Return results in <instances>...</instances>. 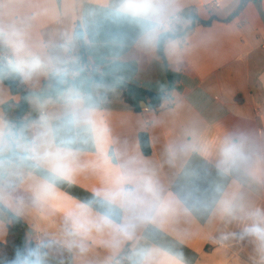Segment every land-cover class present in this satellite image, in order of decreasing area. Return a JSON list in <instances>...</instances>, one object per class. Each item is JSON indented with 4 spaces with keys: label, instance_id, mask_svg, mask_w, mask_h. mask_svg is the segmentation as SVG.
<instances>
[{
    "label": "crops",
    "instance_id": "1",
    "mask_svg": "<svg viewBox=\"0 0 264 264\" xmlns=\"http://www.w3.org/2000/svg\"><path fill=\"white\" fill-rule=\"evenodd\" d=\"M213 1H218L220 7L214 8ZM4 2L0 0V5ZM7 2L13 4L17 18L27 22L28 40L37 52L46 51L42 45L75 24L82 41L79 72L87 73V69L93 68L92 72L134 82L153 93L168 87L167 70L175 77L171 103H161L157 108L135 111L122 100L119 90L107 92L94 114V129L87 133L84 143L75 146L79 155L71 180L58 181L54 197L41 207L32 206L29 199L20 219L27 225L33 244L53 237L62 239L66 215L80 203H87L93 212L103 214L102 207L93 202V192L112 179L105 158L115 164L117 153L127 152L138 154L148 163L165 200L182 203L173 202L167 213L138 231L135 241L125 242L121 264H144L149 253L148 264H172V258L178 255L184 264H264L251 238L237 236L220 241L222 233H239L242 225L221 218L215 211L217 201L226 192L264 208V158L258 180L236 174L219 177L215 169L216 141L229 133L248 132L264 150V0L247 2L230 20L226 19L240 0H179L181 17L188 23L179 26L180 44L176 55H169L164 43L165 61L157 53V46L152 52L136 46L138 37L131 26L98 12L90 19L94 35L87 36V41L95 39V44L88 46L76 16L80 10L98 8L107 0ZM187 11L210 23L195 24L185 30L190 25L183 17ZM120 47H124V53L118 55ZM7 55H11L10 49L0 43V56ZM9 78L18 80L26 90L37 92L47 77L27 83L19 77ZM96 85L99 84L93 86ZM99 86L103 91L105 87ZM19 100L20 96L12 94L0 80V119L13 124L12 113L6 115L3 105ZM44 100L51 102L49 111L55 110L53 104L57 100ZM38 117L39 112L28 101V111L21 124ZM192 132L207 149V158L192 154L179 158L174 166L169 165L166 147L173 142L191 140L189 133ZM140 133L148 136L151 149L148 156L140 149ZM36 175L43 176L44 170ZM192 190H196L207 207L186 212L183 208L191 206L190 200L185 202L186 194ZM22 191L30 198V193ZM114 222L119 223L120 217H115ZM7 231L5 222L0 243L5 242ZM110 239L108 230L93 232L85 254L68 252L58 243L48 250L47 264H106L111 255L106 241ZM133 251V256L126 255Z\"/></svg>",
    "mask_w": 264,
    "mask_h": 264
},
{
    "label": "clouds",
    "instance_id": "2",
    "mask_svg": "<svg viewBox=\"0 0 264 264\" xmlns=\"http://www.w3.org/2000/svg\"><path fill=\"white\" fill-rule=\"evenodd\" d=\"M106 15L124 26H131L137 33L136 46L145 52L155 50L164 33L171 36L165 41L169 55L179 51V26L186 25L181 17L179 0H111L98 8L80 10L76 20L85 32V41L91 47L95 39L90 19L95 13ZM0 43L10 49L11 55L0 56V76L19 77L24 82L34 78L48 77L59 73L62 77L75 80L82 60L80 53V33L72 24L62 30L58 37L42 45L46 51H34L28 40V24L18 19L10 2L0 5ZM124 53L120 47L119 54ZM114 82L100 91V86H69L53 104L55 110L49 111L51 102L34 93L30 103L39 112L38 119L13 125L0 119V234L7 222L5 212L11 213V220H19L29 202L41 207L54 197L58 181L71 180L74 165L79 155L76 145L84 143L87 133L95 127L94 114L106 99L107 92L115 87ZM172 89L162 88V104L171 103ZM191 140L170 143L166 149L169 165H175L181 157L199 154L207 158L208 151L198 142L194 132ZM102 151L104 147L102 145ZM262 148L248 132H232L216 141L215 169L219 177L241 175L253 180L259 179ZM9 153H19V157L9 158ZM105 163L111 169L112 179L93 192L94 203L103 209V214L93 212L87 203H80L66 215L67 226L62 239L55 237L42 239L35 244L25 242L18 247L9 264H47L48 250L58 243L68 252L73 250L85 254L89 250L88 238L93 232L108 230L111 239L106 247L111 255L106 264H121V250L125 242L137 239L138 231L147 223L156 222L170 210L171 204H181L179 200L168 201L162 195V188L155 172L148 163L135 153H117L112 164L106 157ZM44 170L43 176L36 173ZM30 193V198L25 191ZM218 188L214 190V193ZM191 201L184 211L207 207L196 195V190L186 194ZM215 211L229 222L242 225L239 233H222L220 241L232 237L251 238L256 242L257 251L264 258V208L243 201L235 194L224 193L217 201ZM120 217V222H114ZM135 253L128 252L127 256ZM150 253L145 256L148 264ZM172 264H184L181 256L172 258Z\"/></svg>",
    "mask_w": 264,
    "mask_h": 264
},
{
    "label": "trees",
    "instance_id": "3",
    "mask_svg": "<svg viewBox=\"0 0 264 264\" xmlns=\"http://www.w3.org/2000/svg\"><path fill=\"white\" fill-rule=\"evenodd\" d=\"M249 1L258 0H240L236 10L226 20L235 17ZM183 17L190 21V25H188L185 30H188L195 24L208 25L210 23V21H202L198 19L192 11H187L184 13ZM170 36V33H164L161 42L157 44V53L164 61L163 46ZM166 75L168 80L167 88L172 89L175 77L168 70L166 71ZM0 80L10 88L12 94L20 96V100L17 103L9 102L3 105V110L6 115L9 116L12 113L11 122L13 125L21 124V119L28 111V101L32 94L38 93L43 99L51 98L58 100L59 95L64 89L69 86L75 87L77 84L81 87H92L94 84L107 87L118 81L113 89L119 90L121 92L122 100L135 111H140L142 109V102H145L147 107L150 108H157L161 105L160 93L150 92L134 82H129L115 76L101 75L96 72H90V74H87L85 70H82L80 76L76 77L75 80L62 77L59 73L51 74L45 79L42 88L37 92L26 90L18 80H11L9 77L0 76ZM139 145L145 156L150 155V143L146 133L139 134ZM18 156L19 153H9V158ZM2 158L3 157H0V159ZM5 213L7 216L8 231L5 242L0 243V264H9L14 257L16 249L25 242L33 243L27 225L21 219L17 221L11 220V213L7 211Z\"/></svg>",
    "mask_w": 264,
    "mask_h": 264
},
{
    "label": "built area",
    "instance_id": "4",
    "mask_svg": "<svg viewBox=\"0 0 264 264\" xmlns=\"http://www.w3.org/2000/svg\"><path fill=\"white\" fill-rule=\"evenodd\" d=\"M211 5L214 7V8H218V7H220V3L218 2V1H213L212 3H211ZM93 71V68H89V69H87V73H90V72H92ZM80 76V75H79ZM144 110H147L148 108L147 107H145V108H143Z\"/></svg>",
    "mask_w": 264,
    "mask_h": 264
},
{
    "label": "water",
    "instance_id": "5",
    "mask_svg": "<svg viewBox=\"0 0 264 264\" xmlns=\"http://www.w3.org/2000/svg\"><path fill=\"white\" fill-rule=\"evenodd\" d=\"M141 107H142V108L147 107L146 103H145V102H142V103H141Z\"/></svg>",
    "mask_w": 264,
    "mask_h": 264
}]
</instances>
